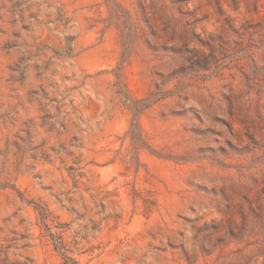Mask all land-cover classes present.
Listing matches in <instances>:
<instances>
[{"label":"rangeland","instance_id":"1","mask_svg":"<svg viewBox=\"0 0 264 264\" xmlns=\"http://www.w3.org/2000/svg\"><path fill=\"white\" fill-rule=\"evenodd\" d=\"M0 264H264V0H0Z\"/></svg>","mask_w":264,"mask_h":264}]
</instances>
